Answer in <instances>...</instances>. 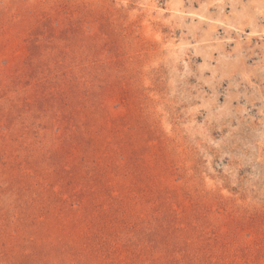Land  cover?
<instances>
[{
  "label": "rangeland",
  "instance_id": "obj_1",
  "mask_svg": "<svg viewBox=\"0 0 264 264\" xmlns=\"http://www.w3.org/2000/svg\"><path fill=\"white\" fill-rule=\"evenodd\" d=\"M0 264H264V0H0Z\"/></svg>",
  "mask_w": 264,
  "mask_h": 264
}]
</instances>
